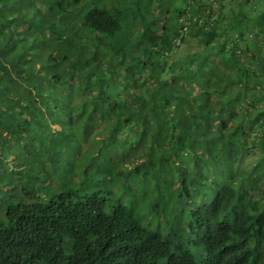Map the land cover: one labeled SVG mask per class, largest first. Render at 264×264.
<instances>
[{"label":"trees","instance_id":"trees-1","mask_svg":"<svg viewBox=\"0 0 264 264\" xmlns=\"http://www.w3.org/2000/svg\"><path fill=\"white\" fill-rule=\"evenodd\" d=\"M225 1L0 0V264H264V0Z\"/></svg>","mask_w":264,"mask_h":264},{"label":"rangeland","instance_id":"rangeland-1","mask_svg":"<svg viewBox=\"0 0 264 264\" xmlns=\"http://www.w3.org/2000/svg\"><path fill=\"white\" fill-rule=\"evenodd\" d=\"M255 3V6L258 7L260 5H262V1L261 0H257V1H253ZM178 4L176 3V7ZM224 5H225V8H226V12L229 11V13H234V12H237L239 10V5H237L236 3H230L229 0H226L224 2ZM175 7V6H174ZM162 10H164V8H160ZM243 9H244V15H247V16H253L255 15V12L254 10H252V6L249 4L243 6ZM233 11V12H232ZM217 14H218V11H217ZM154 15H155V18L156 19H159L156 23V27H161L162 26V21H160V17H161V11L160 10H156L154 12ZM159 15V16H158ZM125 17H128L129 16V13L126 12L124 14ZM173 17V20L176 24V21H177V16L176 14H173L172 15ZM218 18V16H216V19ZM250 22H254V19H251ZM136 23H134L133 25H136ZM138 27L137 25L135 26V28ZM134 29V28H133ZM204 50V43L201 42V38L198 37V36H188L184 41L183 43L180 45V47H178V49H176L174 52H173V56H171L170 58H168V60H166V67H167V70L163 73L164 76H172L174 74H176L178 71L176 69H172L171 66L172 65H176L178 63V61H181V62H184L187 60V58L190 56V55H194L195 53H201L202 51ZM169 57V56H168ZM224 62L225 60H222L221 58V61H219V66H222L224 65ZM140 74L141 72L136 69L135 71V75L136 77H140ZM136 78V79H137ZM223 80V79H222ZM150 84V83H149ZM122 85V81L120 83V87H119V90H122V93L123 95L128 98V94L124 92L123 90V86ZM118 86V85H117ZM150 87V86H149ZM171 111L173 112V108L171 109ZM162 121H165V119H163ZM127 133V132H125ZM140 152L143 151V148H140L139 149ZM262 156L264 157V151L261 150V148H258L255 150V152L251 151L250 153L246 154V155H242V156H237L236 159H235V168L241 172V173H249V175H252L253 171L256 170L259 171L261 169H263V166L261 164H259V160L260 158H262ZM252 172V173H251ZM257 179V176L254 175L252 177V180H256ZM258 180H260V185L257 186L258 189H260V191H264V175L260 176L258 178ZM105 184L103 182V180L99 183V185L104 188L105 186H103V184ZM148 184H150L149 182H147ZM160 183L162 184V182L160 181ZM152 185V184H150ZM151 191L148 190V195L147 197L145 198H142V204L144 202H149V199L148 197L151 196ZM170 198V197H169Z\"/></svg>","mask_w":264,"mask_h":264},{"label":"built area","instance_id":"built-area-1","mask_svg":"<svg viewBox=\"0 0 264 264\" xmlns=\"http://www.w3.org/2000/svg\"><path fill=\"white\" fill-rule=\"evenodd\" d=\"M207 7H206V12L205 14L202 13L201 17L197 18L199 20V23L202 24V21H204L205 19H207V16L210 15L211 18L210 20L212 22H214V14L217 11V8L220 7L218 0H207ZM212 22L209 23V26H207V28H209L212 25ZM190 26V23H188V21H184V28L179 31V33H186V31L188 30V27ZM191 27V26H190ZM233 40L235 41H239V36L237 33H235L233 35ZM176 46H179L181 44V38H177L175 41Z\"/></svg>","mask_w":264,"mask_h":264},{"label":"clouds","instance_id":"clouds-1","mask_svg":"<svg viewBox=\"0 0 264 264\" xmlns=\"http://www.w3.org/2000/svg\"><path fill=\"white\" fill-rule=\"evenodd\" d=\"M215 20H216V16H215V18H214V21H215ZM186 38H187V37H186ZM259 39H261V38H258V41H261V40H259ZM262 41H264V39H263ZM262 41H261V42H262ZM261 42H260V44H261ZM182 43H183V42H182V40H181V44H182ZM181 44H180V45H181ZM262 44L264 45V42H263ZM262 44H261V45H262ZM180 45H179L178 47H180Z\"/></svg>","mask_w":264,"mask_h":264},{"label":"crops","instance_id":"crops-1","mask_svg":"<svg viewBox=\"0 0 264 264\" xmlns=\"http://www.w3.org/2000/svg\"><path fill=\"white\" fill-rule=\"evenodd\" d=\"M179 1V0H178ZM159 16V15H158Z\"/></svg>","mask_w":264,"mask_h":264}]
</instances>
